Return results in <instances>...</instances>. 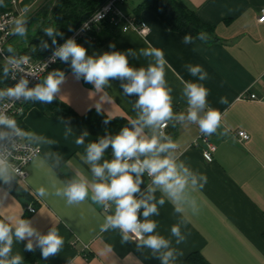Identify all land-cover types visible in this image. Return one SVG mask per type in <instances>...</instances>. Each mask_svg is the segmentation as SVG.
<instances>
[{
    "label": "crops",
    "instance_id": "crops-1",
    "mask_svg": "<svg viewBox=\"0 0 264 264\" xmlns=\"http://www.w3.org/2000/svg\"><path fill=\"white\" fill-rule=\"evenodd\" d=\"M141 1L126 0L121 8L149 29L146 36L127 29L105 45L86 46L83 42L80 45L87 49L88 55L108 51L127 53L131 49L136 56H128V59L135 68L146 67L150 62L151 58L140 55L142 49L150 46L162 49L172 69L167 71L166 78L173 88L174 111L187 110L186 102L181 99L183 79L203 83L209 90V106L223 114L217 134L206 137L217 147L212 162L203 157L207 143L200 138L202 134L197 125L175 128L169 125L167 128V133L179 145L180 159L207 176L205 187L193 193L200 205L199 214L186 213L190 222L181 230L188 235L186 242L178 246L183 255L177 264H185L191 256L202 257L208 264H264V23L257 20L264 9V0H182L202 22L215 28L219 42L211 45L197 38L191 44H184L181 34L169 30L150 11L135 16L133 11ZM42 2L18 0L14 10L21 15L28 7L30 19ZM38 27L37 24L28 25L27 39L13 37L9 42L18 52L30 49L33 61L40 59L37 56L39 44L33 43ZM110 44L115 48H110ZM33 47L37 48L35 52ZM189 64L202 66L208 79L200 82L192 77L186 67ZM53 70H62L66 75L61 95L55 100L76 114L84 115L100 104L101 111L111 118L134 116L131 105L137 97L124 96L121 81L112 80L111 87L96 92L93 85L73 78L70 65L66 70L62 67ZM252 95L256 99H251ZM221 97H226L228 104H221ZM23 126L53 143L40 148V157L46 158V165L40 166L38 162L35 166L29 165L27 183L21 185L35 202H23L8 191L6 209H0V217L22 214V218L31 220L42 234L55 225L65 239L62 250L47 260L42 258L39 248L32 251L34 258L29 259L32 252L25 251L27 241L14 243L13 250L23 256V264H69L70 261L72 264H160L148 250H137L135 242L122 244L118 231L101 233L99 226L105 213L98 206L88 202L68 206L61 198L35 196L36 188L45 186L51 192L52 184L59 185L71 175L72 169L63 163L59 168L47 166L54 164L56 156L71 167L87 172L88 166L82 164L80 157L85 146L100 137L87 135L85 145H77L75 140L81 135L75 134L51 112L35 105L27 108ZM225 128L229 129L228 135L220 136ZM239 131L246 132L249 140L240 141ZM105 158H111V149ZM0 188L7 190L2 182ZM156 195L159 197L160 193ZM29 206L35 209L34 213L28 211ZM153 219L158 221L157 231L169 237L178 217L173 206L166 202L160 215ZM85 246L88 248L83 251Z\"/></svg>",
    "mask_w": 264,
    "mask_h": 264
},
{
    "label": "clouds",
    "instance_id": "clouds-1",
    "mask_svg": "<svg viewBox=\"0 0 264 264\" xmlns=\"http://www.w3.org/2000/svg\"><path fill=\"white\" fill-rule=\"evenodd\" d=\"M6 6L5 0H0V7ZM29 11L25 7L21 15L8 22L6 36L27 39ZM261 13L264 14V9H261ZM101 18V13L94 16L97 21ZM260 22H264V15L260 17ZM42 30L51 40L50 62L58 59L69 64L76 81L83 80L93 85L96 92H103L111 87L110 81L119 80L123 95L137 98L131 105L134 116L116 134H106L85 146L80 161L88 166L87 172L71 167L56 156L54 164L47 166L59 168L63 163L72 169L71 175L61 180L59 185L52 184L51 192L45 186L36 188L35 196L41 199L49 196L61 198L68 206H79L85 202L98 206L105 213L99 226L101 233L118 231L122 244L135 242L137 250H148L150 256L159 260L160 264H177L183 255L178 246L186 242L188 235L181 230L190 222L186 213L199 214L200 205L193 193L205 187L207 176L180 159L179 145L166 129L169 125L175 128L177 125L195 124L204 137H209L217 134L221 128L223 114L209 106V90L203 83L183 79L181 99L186 102L187 110L174 111L173 88L166 78L167 71L172 69L162 49L154 46L142 49L140 55L151 58L150 62L146 67L135 68L128 59V56H136L131 49L127 53L108 51L88 55L87 49L78 44L75 38H68L58 45L57 37L63 38L64 34L55 25ZM197 39L206 42L209 36L202 31ZM193 42L191 35L183 37L184 44ZM109 47L115 48V45L110 44ZM49 48L48 40L41 39L39 49ZM36 50V47L32 48L33 52ZM0 57H3L0 82L17 80L20 74L14 85L0 87V182L7 186V190L0 188V192H3L0 195V209H6L4 204L8 191L14 183L22 185L25 182L18 179L24 176L18 164L35 166L38 162L40 166H45L46 158L40 157V148L53 143L45 136L20 126L16 114L22 115L23 108L17 109L16 114L10 113L17 101L53 103L61 95L66 75L62 70H53L40 78L47 65L30 71V56L21 54L10 44L0 46ZM186 67L198 81L208 79V73L202 66L189 64ZM28 76L39 78L40 82L29 87ZM219 102L228 104V99L221 97ZM96 109L100 112L101 105L97 104ZM110 120L105 119L103 123L107 125ZM228 131L225 128L219 135L227 136ZM85 136L86 132L77 137L75 143L85 145ZM109 149L110 159L105 158ZM146 177L148 183L145 185ZM157 192L160 193L159 197ZM166 202L173 206L174 214L178 217L177 223L171 226L169 237L157 231L159 224L153 219L160 215V209ZM23 241H27L25 251L32 252L39 248L45 260L57 255L65 244L55 225L42 234L31 220L22 218V214L0 217V264H23V256L13 250L14 243Z\"/></svg>",
    "mask_w": 264,
    "mask_h": 264
},
{
    "label": "trees",
    "instance_id": "trees-1",
    "mask_svg": "<svg viewBox=\"0 0 264 264\" xmlns=\"http://www.w3.org/2000/svg\"><path fill=\"white\" fill-rule=\"evenodd\" d=\"M107 1L108 0H43L37 11H35L29 19L28 24L39 25L33 36V39H35L33 43L39 44L40 40L44 39L48 40L50 45L48 50L38 51L37 56L40 58L38 60L43 59L52 51L51 40L44 34L42 30L43 28L55 25L59 31L64 34L63 38L57 37V43L59 45L66 40L83 22L99 10ZM5 3L7 6L0 7L1 11L12 9L11 0H5ZM143 11L152 12L165 24V26L169 28V30L177 32L183 37L186 34H189L194 40L197 38L198 33L203 31L209 36V39L206 42L203 41L205 44L211 45L219 42L215 28L202 22L196 15V12L182 0H142L141 3L134 9L133 14L138 16ZM135 22L137 25L141 24L138 20H135ZM122 32H124L122 24L115 25L107 21L103 24L100 32L93 33L92 40L86 37L78 44L83 42L86 46H102L117 38ZM12 39L13 36L10 41H12ZM29 53L30 49L21 54L29 55ZM57 67H62L66 70L69 68V64L59 65L55 68ZM0 75H2V63H0ZM4 86H11L8 79L0 82V87ZM34 105L45 111L51 112L54 116L63 120L75 134L79 135H82L85 132L89 136L96 137H102L106 134L114 135L128 121L127 117L111 118L103 111L97 112L96 109L90 110L84 115H78L68 106L56 100L51 104L27 102L25 106L26 110ZM108 118L111 119L110 123L105 125L103 121ZM17 120L20 126L24 128L23 117L17 118ZM5 188L7 189V186H5ZM9 192L23 202H35L31 194L18 183H14ZM33 258L34 255L32 252L29 259L32 260ZM185 264L208 263L202 257L191 256L185 261Z\"/></svg>",
    "mask_w": 264,
    "mask_h": 264
},
{
    "label": "built area",
    "instance_id": "built-area-1",
    "mask_svg": "<svg viewBox=\"0 0 264 264\" xmlns=\"http://www.w3.org/2000/svg\"><path fill=\"white\" fill-rule=\"evenodd\" d=\"M126 0H108L99 10H97L89 19H87L85 22H83L68 38H75L76 42L79 43L83 38H89L90 40L93 39V33H98L101 31L103 24L107 21L110 23H113L115 25H121L123 26V30L127 29H134L138 31L141 35L146 36L149 33V29L145 27L143 24L137 25L135 20L126 14L122 10V5L125 4ZM18 3V0H11V6L12 9L7 11H1L0 10V46L7 47L9 44V41L11 40L12 36H6V31L8 28L6 25L9 21H11L14 17L18 16L17 12L14 10V6ZM97 13L102 14V18L98 21L94 19V16ZM264 15L260 12L258 16V22L263 24L264 22H260V17ZM67 38V39H68ZM64 42V41H63ZM62 42V43H63ZM61 43V44H62ZM52 55V51L43 59L38 61H33L30 59L28 69L30 71H34L37 67L41 65H47L44 68V71L40 73V78L44 77L49 71H51L53 68L59 65H63L65 63H62L58 59L55 62H50L49 58ZM3 57H0V63H2ZM20 74L17 75V80L19 79ZM30 80L29 87L35 86L36 83L40 82L39 78H34L33 76L27 77ZM17 80L8 79L10 85H14ZM251 99H256L255 95L251 96ZM26 103H22L20 101L16 102L15 107L12 109V113L10 114H16L17 109L23 108V114H16V118H20L25 116L27 110H26ZM167 132V129H166ZM237 136L240 141L246 142L249 140V135L244 131L237 132ZM200 138L207 143V148L203 151V157L206 161L212 162L214 153L217 150V147L211 143L208 142L207 138L203 135L200 136ZM197 144V140L195 142ZM41 155V150H40ZM22 155H21V162H22ZM18 166L21 168V170L24 172L23 177H18L19 180H25V182L22 185H25L27 183V179L29 176L28 173V167L29 165H21L18 164ZM19 184V183H18ZM21 185V184H20ZM28 211L31 213L35 212V209L32 206H29ZM88 246H85L83 251L87 250Z\"/></svg>",
    "mask_w": 264,
    "mask_h": 264
}]
</instances>
